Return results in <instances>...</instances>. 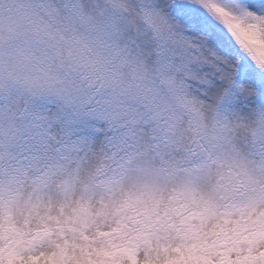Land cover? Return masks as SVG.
I'll list each match as a JSON object with an SVG mask.
<instances>
[{
	"label": "snow or ice",
	"instance_id": "obj_1",
	"mask_svg": "<svg viewBox=\"0 0 264 264\" xmlns=\"http://www.w3.org/2000/svg\"><path fill=\"white\" fill-rule=\"evenodd\" d=\"M0 264H264V0H0Z\"/></svg>",
	"mask_w": 264,
	"mask_h": 264
}]
</instances>
